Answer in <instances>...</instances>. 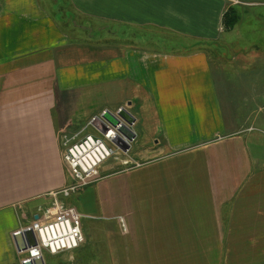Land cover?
Here are the masks:
<instances>
[{
	"label": "crops",
	"instance_id": "obj_1",
	"mask_svg": "<svg viewBox=\"0 0 264 264\" xmlns=\"http://www.w3.org/2000/svg\"><path fill=\"white\" fill-rule=\"evenodd\" d=\"M242 1L260 3L0 0V264H21L13 235L51 203L50 192L70 184L64 136L102 135L91 124L99 108L124 105L137 118V137L128 152L116 148L102 171L121 153L127 162L143 160L111 175L131 179L145 168V195L129 196L137 181L121 193L112 184L108 195L103 186L93 196L94 216L72 198L86 217L102 219L94 222V244L118 260L114 252L126 243L127 264L134 250L136 264H176L187 251L203 252L205 264H216L214 252L217 264H264V149L249 152L250 137L232 123L213 69L219 56L236 62L242 53L223 51L237 41L223 38L231 32L226 13L239 12ZM91 26L110 35L122 26L123 37L102 43ZM107 91L118 94L87 105ZM86 226L80 254L90 245Z\"/></svg>",
	"mask_w": 264,
	"mask_h": 264
},
{
	"label": "rangeland",
	"instance_id": "obj_2",
	"mask_svg": "<svg viewBox=\"0 0 264 264\" xmlns=\"http://www.w3.org/2000/svg\"><path fill=\"white\" fill-rule=\"evenodd\" d=\"M259 1L260 3L258 5L245 4L242 1L238 6L239 12L236 8H231L227 17L225 16L226 23L228 21V25L226 24V27L231 32L227 31V35L223 38L226 39L227 36H229L230 39L232 38L237 41L235 43L230 42L228 46L224 47L225 50L223 51L227 52V56L231 58H233L234 55H237L239 50H242V53L237 55L238 59L236 62L232 59L230 61L227 60L225 56L224 58L226 59L223 60V57L219 56L220 58H217L214 61L213 68L220 100L221 102H231L230 106L224 105V107L226 111L230 113L233 112L232 123L238 124L237 127H240L241 130H245L244 137H250V139H247L246 145L251 153L254 146L264 149V110L261 112L259 110V107L263 104L262 102H264V0ZM63 23L67 24L66 29L72 28L67 22ZM71 23L78 24L77 22L72 21ZM116 25L117 24L114 26ZM121 27L122 26L112 28V30L115 31V35H110L108 33L110 28L106 31H102L99 26H91L90 32L96 39L101 38L103 43L104 41L114 40V36L116 35L123 37L121 35L123 30L120 31ZM109 87L112 88L111 86ZM117 94V91L103 92L102 96L97 98L99 102H88L87 105H99L103 103V101L112 100ZM103 111L104 109L102 106L98 110V115ZM130 156H132V154ZM110 162V164L108 163L110 166L104 168L101 173V179H106L104 183L101 185L98 184L99 182L93 183L82 189L80 192L74 194V197L72 196L69 199V201L72 198L74 200L82 199L81 203L84 205L83 209H85L86 212H89V215L94 216L100 213L98 211L99 209L94 211L93 196L95 195V198H97L99 193L101 194V191L98 192V189L103 190V186L105 190H107L106 193L108 195V190H111L110 187L112 184H118L119 193H121V188L126 182L129 183V181H137L139 184L135 185L136 187H134V191L128 192L129 196L145 195V188L140 185L142 184L143 179L145 180V168L135 171L132 174L131 179L123 173H118L113 176L111 175L122 169H127L129 166L130 168H133L136 166L135 163L143 164V160L127 162V159H125L121 153L117 159H113ZM140 210L145 211V203L140 205ZM81 211L84 210L81 209ZM93 216L84 218V226L87 224L86 227H88L91 235L89 238L90 245H86L81 254L78 251L79 249L73 254H71V252H69V254L60 253L61 255L57 257H50V254H46L45 257L50 263L66 264L69 260H71L70 264H96V257L100 258V255H106V258H103V262L98 264H127L126 261L128 258L123 257L125 254L124 249H127L126 243L120 245V247H122L120 251L116 253L114 252V254H120V258L118 260L109 255L110 249L108 247L103 248L98 243H96V245L94 244V222L102 219H96ZM141 237L145 238V234L142 236L140 234L138 236V238ZM107 246L109 245L107 244ZM134 255L135 258L133 260V264H136L139 262L138 259L141 252L139 250H134ZM203 255L204 253L201 251L179 252L176 264H205L206 257ZM214 255L215 258L213 262L217 264V252H214ZM81 257L85 259L83 262L80 261Z\"/></svg>",
	"mask_w": 264,
	"mask_h": 264
},
{
	"label": "built area",
	"instance_id": "obj_3",
	"mask_svg": "<svg viewBox=\"0 0 264 264\" xmlns=\"http://www.w3.org/2000/svg\"><path fill=\"white\" fill-rule=\"evenodd\" d=\"M115 130L102 135L70 132L64 136V159L72 181L59 190L50 192L51 203L39 209L38 217L22 229L31 228L37 245L20 252V261L34 260L46 254L56 255L82 248L87 243L84 230L86 217L69 199L87 186L101 179L102 167L117 157ZM111 145H110V144ZM120 152H122L119 149Z\"/></svg>",
	"mask_w": 264,
	"mask_h": 264
},
{
	"label": "water",
	"instance_id": "obj_4",
	"mask_svg": "<svg viewBox=\"0 0 264 264\" xmlns=\"http://www.w3.org/2000/svg\"><path fill=\"white\" fill-rule=\"evenodd\" d=\"M132 104L128 102V106ZM137 118L128 110L126 106H121L116 112L105 109L97 115L91 124H93L101 133L106 134L110 130H115L113 143L122 151L128 152L132 143L135 141L137 134L133 129ZM38 217V216H37ZM16 247L19 252L27 250L29 247L37 245V237L31 228L22 229L13 235ZM23 264H47L45 257L34 260L24 261Z\"/></svg>",
	"mask_w": 264,
	"mask_h": 264
},
{
	"label": "trees",
	"instance_id": "obj_5",
	"mask_svg": "<svg viewBox=\"0 0 264 264\" xmlns=\"http://www.w3.org/2000/svg\"><path fill=\"white\" fill-rule=\"evenodd\" d=\"M230 12V11H229ZM229 12H227L226 14L228 15L229 14ZM227 15H226V17H227ZM225 24H227L228 25V21H227V23H226V18H225Z\"/></svg>",
	"mask_w": 264,
	"mask_h": 264
}]
</instances>
